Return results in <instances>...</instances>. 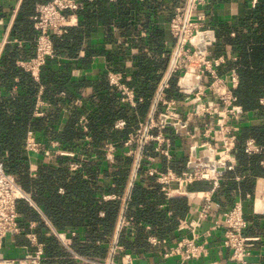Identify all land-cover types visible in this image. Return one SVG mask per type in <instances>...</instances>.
<instances>
[{"label":"crops","instance_id":"obj_1","mask_svg":"<svg viewBox=\"0 0 264 264\" xmlns=\"http://www.w3.org/2000/svg\"><path fill=\"white\" fill-rule=\"evenodd\" d=\"M40 1L36 0L35 4ZM80 1L82 2V7L78 11L79 23L70 27L69 30L71 32L68 31L71 33L69 45L63 48V52H60L58 49H62L57 46L56 56L51 58L45 66V70H48L47 73H52L49 77L52 78V82L46 83L42 81V76L40 81L36 80L39 85L35 93V105L32 116L38 117L35 115V110L37 109L44 111L45 114L41 116H45L48 119L47 122L52 123L55 130L63 133L73 116V111L77 109L76 111H79V120L84 116L87 117L86 124L89 130L85 131L77 123L84 134L64 140L55 137L50 132L29 129V131H34L36 139L42 143L44 149H56L57 146H53L52 141L58 140L63 148L78 151L74 156L56 154L55 151L49 153V155L44 150L26 151L29 155L31 175L34 177L38 176L42 165L57 167L53 170L54 174L52 172L49 173L51 177L66 175V178L63 179L51 178L53 179V184L48 194L49 196L53 193L62 195L64 200L62 209L67 212L69 210L67 208L68 200L66 195H68L69 190L63 181L67 183L72 175L77 174L78 177H76L75 181L81 179V183L89 182L91 189L88 190V195L94 200L87 201V191L79 188L77 208L68 214L64 211L61 218V222L65 224L62 229L67 231L70 242L76 251L99 258L119 257L123 253H131L137 264H178L181 260L178 254L167 256L165 253L184 235H193V232L189 229L180 230L178 228V216L193 214L203 201L201 190H207L211 185L209 182L204 181L206 183L205 186L198 188L195 186L198 181L195 182L191 189L200 192L197 197L192 199L187 196L167 198L160 191L156 176L149 173L148 167L155 165L162 169L167 167H172L178 171L184 169L189 157L188 139L174 134V129L169 127L167 132L172 137V151L174 153L171 160L152 151L151 148L153 146L151 143L148 152L142 151V144H138L136 145V156L126 155L121 151L116 154L113 162H109L106 159V154L102 155L92 146L89 148L84 146V136L89 134L94 140V132H92L89 120L92 111L99 106L98 100L108 91L107 71L110 68L125 69L132 77L140 73V71L143 72L139 65L142 61H140L137 54L149 46L152 49L148 50L149 52L146 54L151 57L152 61L157 62L158 67L154 70V73L157 74L159 79L156 83L152 82L150 84V86L154 84L155 89L148 112L144 116L148 120L152 117L153 119H158L157 113L152 114V107L156 103L161 79L169 68L171 61L174 40L170 32V19L175 7L183 3V0ZM259 1L261 0H256L254 4V0H212L211 5L208 7L211 22L214 25L218 21H227L231 25L230 35L234 37L237 30L233 21L239 20V24H242L241 19ZM23 2L24 0H0V58L6 49L8 51V45L16 43L29 54V57L35 52L34 39L29 40L18 35L14 36L16 33V21L25 17V13L27 14L26 22H29L28 26L31 25L34 28L32 18L35 12L34 6L31 7V10L26 11ZM252 26L261 27L257 20L253 21ZM63 34H56V36ZM14 38H18L20 42L11 41ZM72 49H75L74 53L71 52ZM212 54L225 57V62L221 65L223 73H227L232 68L238 69L241 55L230 41L218 40L217 44L212 48ZM21 58L25 59L28 57H20L17 60ZM18 77L16 76V80L19 79ZM47 77L48 75L45 76V78ZM60 80L65 81V86L56 88L55 86L58 85L57 83ZM47 87L50 90H47ZM5 94L17 95V86L13 85L7 90L1 88L0 96ZM167 94L169 96H178L176 84L174 88L171 85L167 90ZM263 96L264 94L260 98ZM91 97H94V100L96 98V100L93 101ZM78 99H80L79 102H77ZM39 100L44 101V105H38ZM55 116L57 120L52 119ZM137 116L138 118L144 117L140 114ZM118 118L110 126L111 133H114L116 129H119V131H130L132 125H135L138 120L130 123L128 118H126L128 121L126 128H115L114 124ZM249 118L250 120L247 119L246 123L260 120L258 114L252 111ZM207 120L206 117H193L191 127L193 128L195 124L204 125ZM154 131H157V129H154ZM127 135L124 136L126 137ZM124 136H110L108 140L120 141ZM140 153L144 162L138 167L135 163ZM149 155L155 156L154 160L147 159ZM72 160L80 161L82 166L77 169H71L69 164ZM63 165H67V172L63 173L59 170V167ZM121 170L126 173L121 172ZM122 173L126 175V179L123 192L119 193L115 190L117 187L115 177ZM104 181L108 182L105 189L101 187ZM259 185H264V176H258L255 179L252 191L245 190L241 192L239 188L238 190L233 189L231 191L235 195L234 199H232L233 202L227 201L225 204H221V207L225 208L231 206L239 199L243 201L244 212L248 219L246 233L253 237L251 253L247 256L246 264H264V203L260 199L256 200ZM136 186L146 191L144 199L133 200L132 193ZM225 187L226 185L223 186V189L219 188L216 191L219 192L217 196H221L223 200L226 197V192H223ZM109 188H112V190H109ZM109 194H115L116 197H105ZM116 199L120 200L119 211L114 219L113 228L110 231H106L101 222L106 214V209L102 207V200ZM25 204L30 205L24 199L18 203L19 221L22 231L14 235H8L4 243L3 254L17 256L24 254L29 249L33 250L34 245L27 235L28 232L32 231L45 244L46 257L43 264H79L56 236L48 234L47 225L38 209L33 206L36 211L32 216L22 213L20 209ZM37 205L42 213L46 215L45 205L40 202ZM88 206L94 208V214L90 213ZM140 211L143 215H141L142 213L140 214ZM214 211H217V207ZM125 218H127L128 222L123 225L122 221ZM30 223H34V226L31 227ZM213 226L214 217L210 216L198 228L201 235V239L198 241H207L208 253L201 258L190 259L189 262L191 264H208L209 262L219 264L234 263L231 258L232 250L224 245V227L214 228ZM72 230H75L76 233L72 234ZM151 237L156 241H152Z\"/></svg>","mask_w":264,"mask_h":264},{"label":"built area","instance_id":"obj_2","mask_svg":"<svg viewBox=\"0 0 264 264\" xmlns=\"http://www.w3.org/2000/svg\"><path fill=\"white\" fill-rule=\"evenodd\" d=\"M255 2L256 0L253 3ZM211 3L212 0H183V3L175 7L170 19V32L174 40L171 61L161 79L156 103L152 107V114L157 113L158 119L152 117L148 120L139 117L122 143L110 139L106 141L104 149L106 159L113 162L119 146L124 154L136 156V145L142 144V151L148 152L152 143V151L171 160L174 156L173 142L167 129L171 127L174 129V134L186 137L189 157L184 169L178 171L172 167L162 169L152 165L148 167L149 173L156 176L160 191L167 198L197 197L200 191L191 189L197 181H207L211 186L207 190H201L203 201L193 214L178 216V228L189 229L193 235H184L165 255L178 254L181 258L178 264H191L190 259L207 255V241H198L201 239L198 228L205 219L213 216V227H224V245L232 250L233 264H246L247 256L251 253L253 237L246 233L248 219L244 212L243 201L239 199L231 206L222 208L221 203L215 198V193L228 172L239 164L237 157L239 136L243 123L247 119L250 120L251 112L240 103L236 93L240 82L237 69L232 68L227 73H223L221 65L225 62V57L212 54L218 36L209 16L208 7ZM81 7L80 0H48L36 4L32 15L36 33L35 52L28 58L17 60L18 65L30 72L36 80L40 81L43 67L56 56L53 34L66 33L71 26L78 24V11ZM11 41L20 42L18 38ZM172 78H176L178 96L167 94ZM106 79L109 87L116 92L118 103L137 113L138 106L145 97L138 94L135 86L131 84L132 76L125 69L110 68ZM79 101L80 99L77 100ZM260 102L264 104V96L260 98ZM38 105H44V101L39 100ZM44 114L45 112L40 109L35 110L36 116ZM193 117H206L208 120L204 125L195 124L192 128ZM86 120L87 117L84 116L78 124L88 131ZM114 126L126 128L128 121L126 118H118ZM84 140L85 147L92 146L93 139L89 134L84 136ZM52 143L53 146H57L56 149H44L42 143L36 139L34 131L30 130L26 138L25 150L27 152L44 150L47 155L55 151L56 154L71 156L78 152L63 148L58 140ZM244 150L248 155L262 153L264 144L250 136L245 140ZM154 157L149 155L147 159L154 160ZM143 162L140 153L135 164L139 167ZM261 163L264 165V159ZM69 166L71 169H77L82 163L72 160ZM235 178L240 180L242 175H236ZM257 193L256 200L260 199L264 203V185H259ZM105 197L113 198L116 195L109 194ZM22 199L39 210L48 225V234L56 236L77 263L137 264L131 253H123L119 257L99 258L76 251L67 231L56 227L42 213L32 193L21 185L15 174L4 168L2 161H0V264L44 263L45 244L32 231L27 235L34 245L33 250L29 249L17 256L3 254L8 235L22 231L18 209V203ZM216 207L217 211H214ZM127 222L125 218L122 224L126 225ZM30 226L33 227L34 223H30ZM71 233L75 234L76 231L72 230ZM151 240L156 241L153 237Z\"/></svg>","mask_w":264,"mask_h":264},{"label":"trees","instance_id":"obj_3","mask_svg":"<svg viewBox=\"0 0 264 264\" xmlns=\"http://www.w3.org/2000/svg\"><path fill=\"white\" fill-rule=\"evenodd\" d=\"M46 1L48 0H41L40 2ZM35 3L36 0H24L23 4L26 8L25 10H31L32 6H34L35 9ZM26 19L27 14L25 13V17L16 21V33L14 36L18 35L31 40L35 38L36 33L31 25L28 26L29 22H26ZM254 20L260 23V28L252 26ZM233 22L237 30L234 37L230 35L231 25L227 21H218V23L213 26L216 29L218 40L230 41L236 49L239 50L241 58L238 62L239 65L237 70L240 82L236 88V93L240 103L250 112L252 111L258 114L260 120L252 123H243L237 149L239 164L234 170L228 172L219 187L223 189V186L226 185L223 190L224 193L226 192L225 200H223L221 196H217L219 192L215 193L218 199L215 198L221 204H225L227 201L233 202L232 199H234L235 196L231 193L233 189L238 190L239 188L241 192L245 190L252 191L255 179L258 176H264V165L261 163V160L264 159V151L262 153L248 155L244 150L245 140L250 136L255 137L258 142L264 144V104L260 102V96L264 94V0L259 1L251 11H248L246 16L241 19L242 24H239V20H234ZM68 31L71 32V30ZM69 32L61 36L53 34L56 52L57 46L62 49L58 50L63 52V48L69 45V38L71 37V33ZM75 49H72L71 52L74 53ZM150 49H152L151 46L147 49H142V51L137 54L140 61H142L139 65L143 72L140 71V73L135 74L131 80V84L135 86L137 93L144 95L146 98L144 102L139 104L138 114L127 106L120 105L117 100L116 92L107 86V93L103 94L102 98L98 100L99 106L96 110L92 111L90 115L89 124L91 125L92 132H94L92 147L96 148V151L102 153V155L105 154L104 145L110 136L117 135V137H121L129 132V130L119 131V129H116L114 133H111L110 126L113 125L116 118L126 117L131 123L138 119L137 115L140 114L144 116L148 112L155 89L154 84L152 86H150V84L152 82L156 83L159 79L157 74L154 73V70L158 67L157 62L152 61L151 57L146 54ZM20 57H29V54L16 43L14 45H8V51L6 49L0 58L1 88L7 90L13 85H16L18 89L17 95L5 94L0 96V161H2L4 168L8 172L15 174L21 185L32 193L34 200L36 202L38 201V204L40 202L45 205L44 210L46 215L56 227L62 229L65 224L61 222V218L63 212H67L65 209H62V205L64 204L63 197L59 193H53L51 196H49L48 193L53 184V179L51 178L63 179L66 178V175L51 177L49 173L52 172V174H54L55 172L53 170L57 167L42 165L40 166L39 175L35 177L32 176L30 172L29 155L25 150V142L29 129L50 132L52 135H55V137L64 140L79 137L83 133L81 127L77 124L79 122V111H76L77 109L73 111V116L63 133L55 130L52 123H49V121L47 122L48 119L45 116L33 117L32 112L35 105V93L38 89L39 82L36 81L30 72L17 65L16 60ZM45 66L41 72L42 81L46 83L52 82V78H49L52 73H47L48 70H45ZM46 75H48L47 78H45ZM16 76H19L18 80H16ZM57 84L58 85L55 86L56 88H58V86H65V81L60 80ZM175 84L176 78H172V88L175 87ZM47 90H50V88L47 87ZM91 98L93 101L96 100V98L94 100V97ZM52 119L57 120L56 116ZM124 138L125 136L123 139ZM123 139L119 142L122 143ZM121 151V146H119L117 154ZM59 168L63 173L68 170L67 165L60 166ZM123 171L124 170H121V172ZM123 173L115 177L117 184L115 190L119 193L123 192L125 185L126 175ZM236 175H242V178L238 180L235 178ZM76 177H78L77 174L72 175L70 181L67 183L63 181L69 190L68 195H66L68 200L67 208L69 210L67 214L72 213V211L77 208L76 204L79 199L78 189L80 188L87 191V195L88 190L91 189L89 182L81 183V179L75 181ZM205 184L204 181H198V183H195V186L199 188L205 186ZM106 185H108V182L104 181L102 186H99L105 189ZM109 190H112V188H109ZM145 195L146 191L136 186L132 193V198L134 201L139 199L142 200ZM86 198L87 201L93 199L89 195ZM102 207L106 209V214L101 222L104 229L110 231L113 228L114 219L119 211L120 200H102ZM150 207H152V205H150ZM87 208L90 210L91 214H94V208L90 206ZM20 210L27 216H32L36 211L33 206L28 204L22 206ZM141 213L140 211V214ZM141 215H143V213ZM70 224L73 225L74 223Z\"/></svg>","mask_w":264,"mask_h":264}]
</instances>
